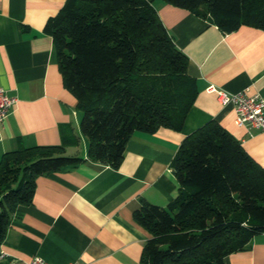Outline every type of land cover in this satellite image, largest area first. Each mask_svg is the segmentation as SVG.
Returning a JSON list of instances; mask_svg holds the SVG:
<instances>
[{
    "label": "trees",
    "instance_id": "16d2710c",
    "mask_svg": "<svg viewBox=\"0 0 264 264\" xmlns=\"http://www.w3.org/2000/svg\"><path fill=\"white\" fill-rule=\"evenodd\" d=\"M223 31L264 29V0H165ZM64 85L74 94L87 158L118 168L134 131L180 130L198 87L152 0H66L46 23ZM4 152L0 158V244L37 176L85 160L66 155L79 139ZM69 134V135H68ZM171 166L178 193L166 205L142 200L133 217L150 233L141 264H225L264 232V167L218 121L187 134Z\"/></svg>",
    "mask_w": 264,
    "mask_h": 264
},
{
    "label": "crops",
    "instance_id": "0c3cea01",
    "mask_svg": "<svg viewBox=\"0 0 264 264\" xmlns=\"http://www.w3.org/2000/svg\"><path fill=\"white\" fill-rule=\"evenodd\" d=\"M66 0H0V86L15 96L0 122V158L21 147L58 145L67 124L79 139L80 113L64 85L56 47L46 23ZM176 46L188 57L198 92L183 127L134 131L118 168L87 158L66 144L65 154L84 161L37 176L32 201L18 207L0 244V264H28L39 255L51 264H141L150 233L133 217L144 199L166 206L178 193L171 166L182 139L210 120L218 121L264 167V130L235 121L214 84L229 92L264 96V29L242 24L223 31L208 19L165 0H152ZM69 135V134H68ZM81 152V153H79ZM225 264H264V232L230 253Z\"/></svg>",
    "mask_w": 264,
    "mask_h": 264
},
{
    "label": "built area",
    "instance_id": "2783aa9c",
    "mask_svg": "<svg viewBox=\"0 0 264 264\" xmlns=\"http://www.w3.org/2000/svg\"><path fill=\"white\" fill-rule=\"evenodd\" d=\"M206 90L208 92H215L221 104L233 105L236 123L264 130V96L248 95L245 91L229 92L214 84H209ZM16 101L17 98L15 96L9 95L6 89L0 86V122L9 114ZM3 256L1 253L0 258H3ZM28 264L51 263L39 255H34Z\"/></svg>",
    "mask_w": 264,
    "mask_h": 264
},
{
    "label": "rangeland",
    "instance_id": "374dc122",
    "mask_svg": "<svg viewBox=\"0 0 264 264\" xmlns=\"http://www.w3.org/2000/svg\"><path fill=\"white\" fill-rule=\"evenodd\" d=\"M78 137H79V141H78V144H77V149H78V151H79V150L82 151L85 139H84L83 135L81 134V131L78 132ZM72 152H73V151H72V149H71V150H69V151L66 153V155H70ZM79 153H81V152H79Z\"/></svg>",
    "mask_w": 264,
    "mask_h": 264
}]
</instances>
